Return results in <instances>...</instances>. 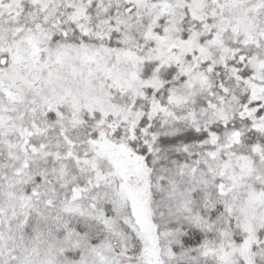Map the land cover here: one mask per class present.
<instances>
[{
    "label": "snow or ice",
    "instance_id": "1",
    "mask_svg": "<svg viewBox=\"0 0 264 264\" xmlns=\"http://www.w3.org/2000/svg\"><path fill=\"white\" fill-rule=\"evenodd\" d=\"M0 264H264V0H0Z\"/></svg>",
    "mask_w": 264,
    "mask_h": 264
}]
</instances>
